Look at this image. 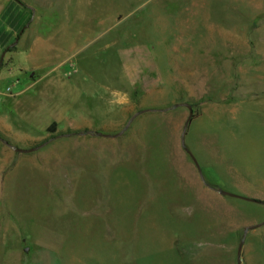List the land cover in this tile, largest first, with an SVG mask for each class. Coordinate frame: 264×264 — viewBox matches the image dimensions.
<instances>
[{"label": "rangeland", "instance_id": "obj_1", "mask_svg": "<svg viewBox=\"0 0 264 264\" xmlns=\"http://www.w3.org/2000/svg\"><path fill=\"white\" fill-rule=\"evenodd\" d=\"M32 1L40 45L0 53V264H237L264 202L219 172L264 174V0Z\"/></svg>", "mask_w": 264, "mask_h": 264}, {"label": "crops", "instance_id": "obj_2", "mask_svg": "<svg viewBox=\"0 0 264 264\" xmlns=\"http://www.w3.org/2000/svg\"><path fill=\"white\" fill-rule=\"evenodd\" d=\"M35 2L32 0H0V53L5 54L6 50L13 46L16 47L13 52V55L16 56L20 53L21 46H24L25 43L29 46L32 41L30 40V33L36 26L35 20L41 18L40 13L38 12L40 5H37V2ZM30 18L32 19L31 21ZM39 40V38L33 39V47L40 45ZM28 53L33 55L31 48L27 54ZM238 90L239 91L233 93L231 99L232 102H227L226 109L230 110L233 103H237L246 95H250L252 99L258 101L259 97L258 99L256 98L257 94H261L260 91L247 92L245 91L246 88H239ZM226 127L229 129L228 124H226ZM221 168L220 172H218H224L225 174L224 188H229L243 197L251 199L255 198L264 202V174L263 177H258V175L255 176L254 174H248L241 171L235 172L226 166ZM221 187L219 186V189H221ZM227 197L231 198L230 196ZM262 225H264V223ZM257 227L258 226H255L254 229ZM251 230H248L246 233L243 232L244 235L242 236L243 242L240 256L241 264H255L254 254L258 253V247L254 242L256 241V237L261 239L262 246H264V232H251Z\"/></svg>", "mask_w": 264, "mask_h": 264}, {"label": "water", "instance_id": "obj_3", "mask_svg": "<svg viewBox=\"0 0 264 264\" xmlns=\"http://www.w3.org/2000/svg\"><path fill=\"white\" fill-rule=\"evenodd\" d=\"M3 56H4V53L2 55V58H3ZM0 63H1V61H0ZM176 106H185L188 109V111H189V115H188V117H187V119L185 121L184 127H183V132H184L186 130L187 126H188V123H189L190 119H191V115H192L191 108H190V106L188 104H179V105H176ZM121 134L122 133L110 136V135H103V134H99L98 133L97 135L100 136V137H103V138H115V137L120 136ZM46 144H47V142H44V143H42V144H40V145H38V146H36L34 148H31V149H18V148H16V149H13V150L15 152H17V153H23V154L24 153H30V152H34V151L40 149L41 147L45 146ZM189 155H190V157H191L194 165L196 166L197 171H198V173H199V175L201 177V170H200L196 160L194 159V157L191 154H189ZM221 194L224 195V196H230V197L239 198V199L245 200L247 202H253L254 201L251 198L239 197V196H236V195H233V194H230V193H226V192H221ZM254 228H255V226H247V227L244 228V233H246L248 230H251V229H254ZM241 246H242V242H241V244L239 245V247L237 249V264H240ZM27 251H28V249H25V252H27Z\"/></svg>", "mask_w": 264, "mask_h": 264}, {"label": "trees", "instance_id": "obj_4", "mask_svg": "<svg viewBox=\"0 0 264 264\" xmlns=\"http://www.w3.org/2000/svg\"><path fill=\"white\" fill-rule=\"evenodd\" d=\"M54 128H55V124H52L49 128H48V132L49 133H52L54 131ZM82 132H80V130H68V131H65V133H60L61 135L60 136H72V135H76V134H81ZM255 203H260V201H253ZM263 204V203H262Z\"/></svg>", "mask_w": 264, "mask_h": 264}]
</instances>
